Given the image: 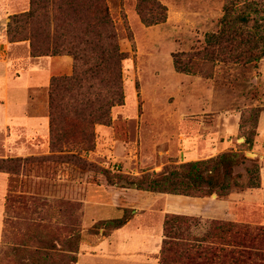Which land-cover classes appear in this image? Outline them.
<instances>
[{
	"label": "rangeland",
	"instance_id": "1",
	"mask_svg": "<svg viewBox=\"0 0 264 264\" xmlns=\"http://www.w3.org/2000/svg\"><path fill=\"white\" fill-rule=\"evenodd\" d=\"M138 1L106 0L119 49L125 55L121 63L124 99L122 105L111 108L108 125H94L93 148L85 151L77 142L72 151L64 148L52 153L48 143L46 153L39 151L36 155L19 157L22 160L13 173H7L0 264H75L72 257L76 254L69 249L71 243L65 242L74 234L81 237L80 244L86 236L104 237L102 228L97 233L90 232L98 221L120 217L124 209L130 214L148 212L150 216L144 221L154 227L157 219L150 212L162 208L163 198L170 197V207L180 209V200L165 193L137 189L130 183L143 174L233 150L257 162L260 183L262 178L264 181V58L245 65L217 60L203 64L194 58L193 73L177 71L173 63L174 59L187 61L204 47L207 35L218 31L224 0H147V9L154 8L153 1L165 8L164 21L153 25L141 21L136 10ZM28 4L29 0H7V14L20 13L21 6L26 8ZM9 16L0 19V33L5 34ZM19 42L24 44L17 54L29 60L28 42ZM13 54L16 53L10 50L9 55ZM29 61H23L25 70L40 67L41 72L9 70L6 83L9 105L14 90L19 88L17 92L24 93L32 81L42 82L40 76H35L46 74L42 68L49 69L47 62L38 63L34 58ZM68 61L55 66L52 76L71 75V56ZM2 72L0 69V75ZM4 82L0 80V96ZM47 88L48 85L32 87L29 92L35 102L46 105L48 115ZM101 90V85L93 82L91 98ZM255 108L260 112L253 125L249 115ZM63 123L72 130L77 128L72 121ZM251 130L255 134L250 149H246L243 141ZM248 152L254 155H247ZM1 154L16 157L0 147ZM250 164L246 160L234 168L243 185ZM246 189L234 188L232 192ZM216 196L213 193L209 197ZM189 205L193 206L182 207L186 209ZM252 205L247 208L248 214L239 218L244 221L240 224L263 227L260 212L255 203ZM216 209L225 208L218 204ZM186 217L185 223L180 224L184 239L201 237L211 225L225 221ZM161 227L163 230L162 221Z\"/></svg>",
	"mask_w": 264,
	"mask_h": 264
},
{
	"label": "trees",
	"instance_id": "2",
	"mask_svg": "<svg viewBox=\"0 0 264 264\" xmlns=\"http://www.w3.org/2000/svg\"><path fill=\"white\" fill-rule=\"evenodd\" d=\"M139 0L136 10L146 25L165 19V8L154 1ZM219 29L206 36L204 47L187 61L174 59L180 72H194L196 58L201 63L223 61L254 64L264 58V0H224ZM5 35L9 42L27 41L31 57L68 55L73 60L71 75L52 76L47 88L49 149L52 153L72 151L81 143L85 151L93 148L95 124L110 123V110L123 104L120 51L117 34L106 0H29L28 8L9 16ZM93 82L102 90L91 98ZM260 110L249 115L256 125ZM63 121H72V130ZM255 131L246 133L243 145L250 149ZM19 157H0V172L13 173ZM250 161L245 185L237 180L234 168ZM260 166L238 151H227L213 157L182 163L130 181L134 187L150 192L206 197L215 193L227 196L234 188H258ZM123 209L120 217L93 224L90 232L102 228V236L124 225L131 217ZM170 214V215H169ZM186 215L165 214L164 239L159 264H264V225L250 228L240 222L222 221L211 225L201 237L182 238L180 224ZM181 222V223H180ZM81 237L72 235L71 253L77 254ZM19 251L20 247H15ZM76 262V256L72 257ZM44 263V262H43ZM20 264V263H19ZM41 264V263H39Z\"/></svg>",
	"mask_w": 264,
	"mask_h": 264
},
{
	"label": "crops",
	"instance_id": "3",
	"mask_svg": "<svg viewBox=\"0 0 264 264\" xmlns=\"http://www.w3.org/2000/svg\"><path fill=\"white\" fill-rule=\"evenodd\" d=\"M24 4V3H23ZM7 0H0V19L7 18L10 14L7 9ZM24 5L20 11L27 9ZM24 43L9 42L3 31L0 33V69H3L0 75V80L4 82V92L0 96V147L5 151H9L11 155L16 157H25L46 153L49 143V128L47 107L43 103L35 102V97L30 94L29 89L32 87H46L49 83L51 70L62 62L68 63L69 56H43L31 57L29 60L36 59L38 63L44 61L49 63V69L42 68L45 73L35 75L40 76L44 86L40 83L31 82L29 87H25V92L18 93L19 88L14 90L10 97L11 104L8 102L7 81L8 72L17 68L20 72L34 74L41 72L40 67H30L25 70L23 61L25 60L17 54V50ZM13 51L16 54L12 56L9 52ZM29 65H33L30 61ZM37 66V65H34ZM43 76V77H42ZM39 77V78H40ZM35 79V78H34ZM17 88V87H16ZM18 91V92H17ZM33 99V100H32ZM27 101V103L23 102ZM31 107L28 108V105ZM24 108L22 109V106ZM1 158L7 157L4 154ZM262 178V175H261ZM261 185L258 188H247L243 192H230L224 200H219L218 196L196 198L184 195L166 194L171 198H176L180 204V209L170 207L169 198H163V206L160 210H154V217L157 219V224L147 225L144 221L146 216H150L148 212L132 214V217L121 227L112 230L104 237L86 236L84 241L78 247L75 264H159V251L164 239L161 221L163 222L165 214H181L188 216H202L219 218L225 221L244 222L243 218L248 214V206L254 207L256 204L257 211L260 212V225H264V181L261 179ZM8 174L0 172V237L3 217V196L7 193ZM192 200V201H191ZM186 204H193L186 209L182 207ZM222 206L225 209L217 211L216 206ZM252 206H251V205ZM99 208V206L97 207ZM115 208V207H113ZM117 211V210H116ZM118 212V211H117ZM134 211L132 210V213Z\"/></svg>",
	"mask_w": 264,
	"mask_h": 264
},
{
	"label": "water",
	"instance_id": "4",
	"mask_svg": "<svg viewBox=\"0 0 264 264\" xmlns=\"http://www.w3.org/2000/svg\"><path fill=\"white\" fill-rule=\"evenodd\" d=\"M247 155H254L253 153L248 152Z\"/></svg>",
	"mask_w": 264,
	"mask_h": 264
}]
</instances>
